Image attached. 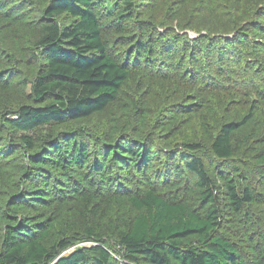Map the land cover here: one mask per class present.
Masks as SVG:
<instances>
[{
    "label": "trees",
    "instance_id": "16d2710c",
    "mask_svg": "<svg viewBox=\"0 0 264 264\" xmlns=\"http://www.w3.org/2000/svg\"><path fill=\"white\" fill-rule=\"evenodd\" d=\"M102 1L0 0V264H264V109L206 104L208 151L170 148L181 120H151L111 48L114 25L153 58L135 0Z\"/></svg>",
    "mask_w": 264,
    "mask_h": 264
},
{
    "label": "rangeland",
    "instance_id": "374dc122",
    "mask_svg": "<svg viewBox=\"0 0 264 264\" xmlns=\"http://www.w3.org/2000/svg\"><path fill=\"white\" fill-rule=\"evenodd\" d=\"M101 4L117 6L119 0ZM135 12L125 33L140 37L145 32L153 58L145 62L139 51L131 55L135 43L123 44L114 25L108 30L111 48L120 58H130L133 76L126 88L138 102H148L151 120H167L171 113L181 120L166 138L170 148L186 149L185 142H198L204 153L208 151L199 123V111L206 104L220 120L251 106L264 109L258 93L264 89V27L257 20L264 13V0H135ZM93 120L91 131L105 129L98 117ZM152 140L160 144L156 127ZM241 243L246 244L244 253L251 255L254 248L244 234ZM109 245L115 258L124 262L116 255L119 245L114 240Z\"/></svg>",
    "mask_w": 264,
    "mask_h": 264
}]
</instances>
